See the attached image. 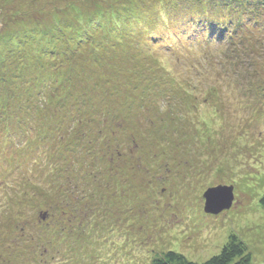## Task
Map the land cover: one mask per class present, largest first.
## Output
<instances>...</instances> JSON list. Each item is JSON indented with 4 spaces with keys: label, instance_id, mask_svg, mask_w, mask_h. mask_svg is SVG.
<instances>
[{
    "label": "rangeland",
    "instance_id": "obj_1",
    "mask_svg": "<svg viewBox=\"0 0 264 264\" xmlns=\"http://www.w3.org/2000/svg\"><path fill=\"white\" fill-rule=\"evenodd\" d=\"M248 2L236 31L225 0H0V264L203 263L232 235L264 264V0ZM90 176L105 187L84 198ZM218 186L232 207L208 214Z\"/></svg>",
    "mask_w": 264,
    "mask_h": 264
},
{
    "label": "trees",
    "instance_id": "obj_2",
    "mask_svg": "<svg viewBox=\"0 0 264 264\" xmlns=\"http://www.w3.org/2000/svg\"><path fill=\"white\" fill-rule=\"evenodd\" d=\"M225 1L227 3H225L223 5V9H221V13L225 17L228 18V20H229L228 23L232 24L235 27L233 29H236V31H238L239 28H237V25H241L239 23V20L240 19L243 20V18L246 17V16H251L252 6H249V5H252L253 3L248 2V0H225ZM206 2H207V0H206ZM235 10H238V12L234 13ZM222 21L223 20L218 18L217 15L213 16V22L212 23H215L217 25H222V27L225 28L224 25L227 23V21H225L223 23H222ZM263 23H262V25H263ZM198 33H202V32L197 31V35H198ZM204 36H205L206 40H208L209 42H212L214 40H219V39L222 38V37H217V36L210 35V33H204ZM226 37L231 39L232 36L229 35V34H226ZM164 50L167 51V48H164ZM7 67H8V64L5 62L4 66L0 67V72L2 74H4V69H7ZM73 75H74L75 79H77L79 77V75L77 73V69L73 72ZM0 79H5V78L0 76ZM3 82H4V80H0V85ZM179 87L182 88V84L181 83L178 84V87L176 88V91L175 90L172 91V93L174 95H179V92H180ZM86 89H89L88 91H90V92H91L90 89L95 90L94 88H86ZM184 91L186 92L187 89H185ZM160 93H167V92L160 91ZM104 94L105 93L102 92L101 96L104 97ZM58 96L61 97L59 94L57 95V97ZM135 98H136V96L133 99L135 100ZM85 100H86V102H88L87 104L86 103L83 104V102H82V103H80V105L75 104V103H73L72 105H69L70 110L75 111V109H76L78 112L81 111V112H79V115L77 117V118L80 119L79 121H82L84 119V115L87 114L85 112H90V110H91L90 108H92L94 106V105H92L94 103V100L93 101H89L87 98H85ZM103 101H105V99H103V100L101 99L99 102L101 103ZM140 102H142V100H140ZM83 105H86V108L82 111V106ZM56 106H57V104H55V107ZM69 116L72 117V116H74V114L73 115L69 114ZM83 123H85V121ZM88 134L91 136V132H88ZM70 135H71V132L68 135V137H70ZM190 135L193 136V138L198 139V135L199 134L197 133V136H196V132H195V133H192ZM10 136H11V132H10V134L8 136H5V137L3 136L0 139L9 140L10 142H15L14 139L12 140ZM189 138H190V136L189 137L185 136V139H189ZM79 140H80V138L77 140V143L75 144V147H79V143H80ZM6 148H7L8 152H7V155L5 157V161L4 162H5V164L8 165V164H12L15 161L16 156L18 155V152H17L18 150H17L16 147H6ZM81 149H83V148H81ZM168 149H169V147H168ZM76 150H77V148H76ZM76 150L74 149L73 151H76ZM75 153L79 154V151L78 152L76 151ZM4 155L5 154L3 153V156ZM203 155H204V152H203L202 147H201L198 150L197 157L200 158ZM205 155H207V154L205 153ZM88 157H89V153H87L86 158L85 157L83 158L86 161V165H88V163H89L88 160H87ZM79 159H81V158H79ZM200 164H202V162L198 161V163L196 165H200ZM96 172H97V177H98L100 175V172H98V171H96ZM82 173H84V172L82 171ZM84 175H85V173H84ZM83 180L84 181H83V184H82L83 186H82L81 190H82V192L84 194V198H87V194H88L87 191L89 189H91L92 186L95 187V186L99 185V188H101V189L103 187H105V185H102L103 184L102 180H99V179H97V182H99L100 184H93V183H95L96 179H92L91 176H90L89 179L86 180V179L83 178ZM84 182H85V184H84ZM107 186H110V185L106 184V187ZM84 192H86V193H84ZM260 206H261V208H262V210L264 212V195L260 199ZM251 263H252V256L248 252L245 244L243 242H241L240 240H238L235 235H232L230 237L229 241L223 246V248L221 249V251H220V253L218 255L213 256L212 258H210L209 260H207V261H205L203 263L190 261L186 257H184L181 253H178L176 251L170 250L169 252H166V253H163L161 255H158L155 258V260L153 261L152 264H251Z\"/></svg>",
    "mask_w": 264,
    "mask_h": 264
},
{
    "label": "water",
    "instance_id": "obj_3",
    "mask_svg": "<svg viewBox=\"0 0 264 264\" xmlns=\"http://www.w3.org/2000/svg\"><path fill=\"white\" fill-rule=\"evenodd\" d=\"M206 208L208 214L218 215L224 210H229L234 201L233 187L218 186L211 188L205 194Z\"/></svg>",
    "mask_w": 264,
    "mask_h": 264
}]
</instances>
